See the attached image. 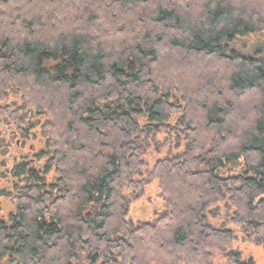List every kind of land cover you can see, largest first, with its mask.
I'll return each mask as SVG.
<instances>
[{"label": "trees", "instance_id": "16d2710c", "mask_svg": "<svg viewBox=\"0 0 264 264\" xmlns=\"http://www.w3.org/2000/svg\"><path fill=\"white\" fill-rule=\"evenodd\" d=\"M0 202V264H260L264 0H0Z\"/></svg>", "mask_w": 264, "mask_h": 264}, {"label": "rangeland", "instance_id": "374dc122", "mask_svg": "<svg viewBox=\"0 0 264 264\" xmlns=\"http://www.w3.org/2000/svg\"><path fill=\"white\" fill-rule=\"evenodd\" d=\"M161 204L162 201L158 194V187H156V185H148L142 197L132 200L129 217L133 219L135 223L137 221H149L158 215L161 210ZM249 246L253 248L257 256L261 257L260 264H264V251L260 250L256 245Z\"/></svg>", "mask_w": 264, "mask_h": 264}]
</instances>
